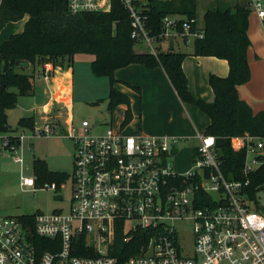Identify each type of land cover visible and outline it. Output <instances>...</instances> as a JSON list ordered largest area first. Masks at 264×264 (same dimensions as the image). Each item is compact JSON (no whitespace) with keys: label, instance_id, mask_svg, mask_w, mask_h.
<instances>
[{"label":"built area","instance_id":"built-area-1","mask_svg":"<svg viewBox=\"0 0 264 264\" xmlns=\"http://www.w3.org/2000/svg\"><path fill=\"white\" fill-rule=\"evenodd\" d=\"M132 18V38L156 53L138 13L136 0H122ZM251 13L264 23V0H247ZM73 14L106 12L111 0H68ZM164 37L185 44L203 37L176 31V20L164 19ZM105 125V124H104ZM87 119L65 136L74 143L73 170L67 182L37 184L33 174L21 185L52 190L66 208L21 216H0V264H264V182L250 194V175L264 167V137L246 133L231 138L244 150L245 180L227 178L216 137L198 134L193 161L184 173L174 170L179 139L128 135L107 124L92 133ZM52 118L14 135L0 136V149L15 154L25 138L56 136ZM28 132L29 135L25 133ZM16 162H23L15 156ZM71 186L68 199L62 192ZM190 231L186 245L183 228Z\"/></svg>","mask_w":264,"mask_h":264},{"label":"trees","instance_id":"trees-1","mask_svg":"<svg viewBox=\"0 0 264 264\" xmlns=\"http://www.w3.org/2000/svg\"><path fill=\"white\" fill-rule=\"evenodd\" d=\"M135 4L149 36L155 41L156 53L135 48L137 42L132 38V18L122 0H111L106 12L78 14L70 12L68 0H1L0 31L10 22L25 17L28 20L21 33L0 44V136L7 135L19 146L20 142L14 137L18 128H34V116L22 117L17 128H13L7 112L16 107L19 97L33 96L37 73H44L47 64L54 68L71 67L77 54H91L94 57L91 63L93 75L109 79V113L120 105L126 106L123 128L131 123L133 113L129 96L116 88L119 81L115 72L130 64H141L149 69L162 67L181 101L197 107L209 118L205 134L216 137L224 175L229 179L245 180L246 152L233 149L231 138L246 133L264 137V111L254 114L238 95V88L251 77L247 60L251 45L247 35L251 11L247 2L245 9L238 4L235 10L217 8L206 11L202 28L197 27V0H136ZM176 16H179L175 19L178 34L183 33L185 23L190 24L191 32L203 33V37L192 41V55L213 56L229 64L226 77L214 74L209 77L213 102L197 99L190 92L183 70V62L189 54L159 46L166 39L164 19ZM25 62L27 68H33L32 75L16 71L17 67L26 68L21 66ZM128 86L140 93L138 87ZM32 166L39 185L61 184L70 177L69 173L50 170L44 159H34ZM250 179V194L255 197L256 187L264 182V167L250 175Z\"/></svg>","mask_w":264,"mask_h":264},{"label":"crops","instance_id":"crops-1","mask_svg":"<svg viewBox=\"0 0 264 264\" xmlns=\"http://www.w3.org/2000/svg\"><path fill=\"white\" fill-rule=\"evenodd\" d=\"M177 18L179 16L174 17V19ZM27 20L28 17H25L21 21L6 24L0 31V44L9 39L10 36L21 33ZM248 24L247 35L251 45L247 50V60L251 77L247 83L238 88V95L241 100L245 101L251 107L253 113L257 114L264 111V66L260 70L254 69V66H258V63L262 61L261 54L264 50V23L256 14L250 13ZM197 27L201 28L198 24ZM170 37L174 39V49L176 50V47L179 45V39L181 38L173 34ZM170 37L159 45L162 49H169ZM190 45H192L191 42L185 44L187 48ZM137 46L144 48L146 51L149 50L143 43L137 44ZM192 51L193 49L185 51L189 55L183 62V70L187 76L189 90L195 98L206 102H213L214 93L209 84V77L212 74L226 77L229 73V64L226 60L213 56H194L192 55ZM80 55L77 54L74 57V63L71 67L58 66L54 68L52 64H47L44 73L36 74L35 91L33 97H30L35 101L38 100L39 103L31 107H25L23 101L20 99L23 97H19L16 107L7 112L8 122L13 128L14 126L17 127L18 121L25 116H34L35 124L38 126L54 118L60 123V133H62L60 136L67 138L65 133L78 126L74 123V98L76 94V74L74 67L75 65H89L90 72L93 75L91 63L94 57L87 55L89 58H79ZM93 77L96 76L93 75ZM115 77L119 81L116 84V88L127 94L131 102L133 120L129 124L130 128L127 130L128 135L139 136L145 134L150 136L176 137L179 139L178 144L190 143L188 150L189 161L187 162L188 165L186 168L189 170L193 161V151L197 145L196 137L198 134L205 133L210 122L209 118L197 107L184 104L181 101L162 67L149 69L141 64H130L127 67L118 69L115 72ZM99 78L105 80H100ZM88 79L94 82L96 81L92 77ZM96 79L99 80V82H95L98 85L99 92L93 95L92 92L88 94L85 91L84 95H81L82 100L84 102L104 100L102 104H105L110 90L109 79L106 77H96ZM128 84L138 87L140 93L130 88ZM143 100H145L144 108L147 112L160 116H168V123H174V125L168 129H147L146 133L143 132L141 126L144 115V112L142 113ZM119 107L123 109L124 119L126 106L120 105ZM107 113L109 114V111ZM11 115L16 117L15 125L11 123ZM103 121L106 123L105 125L113 124L107 119ZM135 123H137V127ZM117 127H123L122 123ZM20 129L18 128V130ZM57 135L59 136V134ZM178 144L176 146L175 156L179 153Z\"/></svg>","mask_w":264,"mask_h":264},{"label":"rangeland","instance_id":"rangeland-1","mask_svg":"<svg viewBox=\"0 0 264 264\" xmlns=\"http://www.w3.org/2000/svg\"><path fill=\"white\" fill-rule=\"evenodd\" d=\"M240 3V0H197L196 14H197V24L199 27L204 26V15L208 10H215L217 8L227 9L231 8L235 10L236 5ZM23 29V27H22ZM166 41V39H165ZM179 44V45H178ZM176 50L185 52L193 48L192 45L185 46V44L179 39ZM155 45V43H154ZM137 50L146 51L140 46H135ZM87 55L91 54H81L79 58H89ZM262 61L258 63V66H254V69L260 70L264 66V50L261 54ZM75 76H76V94L74 98V123L80 126L82 120L88 119L92 127V133L99 134L103 133L108 127L104 125V119L112 122L114 128L122 123L123 119V109L117 107L112 114H108L107 107L108 103L94 104L95 102L89 101L84 102L82 100V94L86 91L88 94L90 92L95 95L99 92L98 85L95 82H99L96 77L90 72V67L75 65ZM16 71L22 74H33V68H20L17 67ZM92 77L94 81L88 78ZM100 80H105L101 79ZM97 85V86H96ZM101 87V86H99ZM37 91V87H36ZM33 97V96H32ZM23 97L20 98L23 101L25 107H31L32 105L38 104V100H33V98ZM145 100H143L142 113L144 112L141 126L143 132L146 133L147 129H168L173 126L174 123H168V116H160L147 112L144 108ZM11 123L16 124V117L11 115ZM140 120V118H139ZM137 127V123H135ZM16 126H14L15 128ZM17 128V127H16ZM129 125L124 127V132L128 134ZM22 131V129L18 130ZM29 135L28 132L25 133ZM54 137H43V138H25L22 141L20 149L15 154H10L9 152L0 149V216H21L28 214H36L41 211L44 213L52 212L56 209L66 208L67 204L63 202H57L54 200V192L52 190H32L21 185L22 179L25 177L32 176L33 173V161L34 159H44L47 166L52 171L72 173L73 170V159L75 153L74 143L68 139L60 136L62 133H58ZM2 142L0 140V146ZM189 148L190 143H180L178 144L179 153L173 159L171 163L174 165V170L180 173L186 172L188 169L189 161ZM15 156L21 157L23 162L19 163L15 161ZM43 185L41 183L38 186ZM65 196L70 199L72 191L71 186L67 183L66 187L62 189ZM261 203L264 208V195H261ZM183 234L185 237L186 245H190L191 235L188 228H183Z\"/></svg>","mask_w":264,"mask_h":264},{"label":"water","instance_id":"water-1","mask_svg":"<svg viewBox=\"0 0 264 264\" xmlns=\"http://www.w3.org/2000/svg\"><path fill=\"white\" fill-rule=\"evenodd\" d=\"M240 6L245 9L246 8V2L245 0H240ZM169 50L173 51L174 50V39L173 37H170L169 39ZM21 66L28 67V63H21ZM62 196H54V200H59L61 199Z\"/></svg>","mask_w":264,"mask_h":264}]
</instances>
